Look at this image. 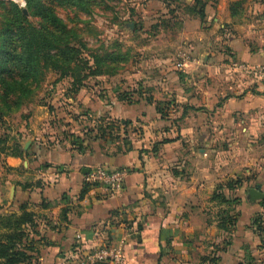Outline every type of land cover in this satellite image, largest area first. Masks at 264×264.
I'll use <instances>...</instances> for the list:
<instances>
[{"label": "crops", "instance_id": "0c3cea01", "mask_svg": "<svg viewBox=\"0 0 264 264\" xmlns=\"http://www.w3.org/2000/svg\"><path fill=\"white\" fill-rule=\"evenodd\" d=\"M253 4L252 20L227 4L203 5L204 19L189 8L183 26L196 33L183 39L194 42L195 58L185 56L183 76L147 74L149 98L109 102L101 88L89 96L85 86L66 105L88 114L62 137L45 132L42 106L19 120L22 156L0 163V214L23 205L35 213L31 264H82L86 253L122 242L125 264H264L256 223L264 228V198L249 197L257 187L264 195V85L234 68L264 66V0ZM226 26L232 32L220 31ZM159 94L167 109L182 111L175 121L157 112ZM101 167L128 172L123 192L85 183ZM220 186L227 203L213 200Z\"/></svg>", "mask_w": 264, "mask_h": 264}, {"label": "rangeland", "instance_id": "374dc122", "mask_svg": "<svg viewBox=\"0 0 264 264\" xmlns=\"http://www.w3.org/2000/svg\"><path fill=\"white\" fill-rule=\"evenodd\" d=\"M238 1L97 0L96 5L89 12L75 7L67 9L57 4L54 6L57 15L65 21L69 28L75 29L80 38L86 43L89 51L84 55V58L89 60L91 54L103 55L105 52H115L122 58L127 59L126 63H121V68L116 75L89 78L85 82L86 88H83L87 92V95L94 96L93 92L98 90L95 88L99 87L102 89L100 97H106V100L109 102H113L116 99L123 101L122 98H126L128 101L123 102L132 103L143 95L145 98L151 96L146 91L148 88L146 83L148 84L149 82L147 74L158 70H166L168 74L170 72L182 74L183 76L184 71L182 73L181 63L185 56L195 58V54L197 53L195 48L197 47L194 45V42L183 39L190 34L193 40L196 33L195 25L190 26V28H186L185 25L183 26V20L189 17V8L197 7V10H200L203 5L216 7L225 4L233 7L232 4ZM0 3L7 6L11 4L17 5L12 1L5 0H0ZM253 3L254 0H244V4L238 8L250 20L256 16L251 8L254 5ZM17 6L20 7L19 5ZM30 21L33 25L37 26L38 20L30 18ZM131 24L134 25L133 29L130 28ZM232 28L226 26L225 29H220V31L228 29V31L232 32ZM242 29L240 26V30ZM206 33L208 35L211 34L210 30ZM200 50V54L205 52V48ZM166 56L168 57V61L163 59ZM233 75H235L233 76L234 78H239L240 74L236 73ZM230 77L233 78L232 76ZM156 79L162 80L165 78L164 76H158ZM181 79L185 80V77ZM195 79L191 80L192 84L195 82ZM252 82L257 86L253 78ZM69 84V79L60 81L57 73L47 71L33 100L28 102L21 111L4 118V123L0 124V136L6 135L10 137L11 146L15 143L20 145L17 133L19 129H23L20 128V125H24V123L19 120H22L24 116L28 117L32 113L34 114L35 109L32 107L39 105L44 108V112L49 114L47 119L49 126L45 132L48 133L52 130L53 133L57 134V137H62L63 130H67L68 124L72 123L71 120L77 123L78 116L81 117L88 114L78 104H76L77 107L68 109L66 101L74 102L77 99L69 96ZM189 84L191 83L189 82ZM192 84L191 86H193ZM261 84L264 85L263 83ZM79 94H83V92ZM159 95L161 100L158 102L162 105L161 108L167 115H172L171 121H175L176 118H179L182 111L167 109L164 106L166 104V99L163 97L164 94ZM25 110L27 111L23 114ZM174 121L173 123H176ZM180 125L178 124V127ZM170 126H173V124H170ZM37 127L38 130L41 129L40 125H37ZM27 137L30 138V136ZM3 157L0 158V163ZM2 233L0 231V235Z\"/></svg>", "mask_w": 264, "mask_h": 264}, {"label": "trees", "instance_id": "16d2710c", "mask_svg": "<svg viewBox=\"0 0 264 264\" xmlns=\"http://www.w3.org/2000/svg\"><path fill=\"white\" fill-rule=\"evenodd\" d=\"M25 1L28 16L24 14V8L0 3L1 125L5 117L21 111L33 100L47 71L57 73L60 81L69 79V96L75 98L89 78L114 76L121 68V63L127 62L126 58L115 52L91 54L89 60L84 58L89 51L86 43L75 29L69 28L57 15L54 6L57 4L67 9L75 7L89 12L97 0ZM243 4L244 1L236 2L232 7L233 12L237 13ZM196 9L194 7V13ZM198 13L201 19L205 18L203 8ZM30 18L38 20L37 26L31 23ZM122 100L128 101L126 98ZM147 101L152 102L151 99ZM156 110L163 120L167 119L168 115L162 108L157 107ZM98 135L103 139L108 136L104 129H99ZM10 140L6 135L0 136V158L22 156L21 146L18 143L11 146ZM222 191V186L218 187L213 200L227 203ZM35 219L36 215L29 211L28 205H23L19 214H0V231L3 232L0 235V264L32 263L34 239L29 232L35 227ZM223 222L231 225L226 219ZM256 223L259 231L264 233L262 219L258 218Z\"/></svg>", "mask_w": 264, "mask_h": 264}, {"label": "built area", "instance_id": "2783aa9c", "mask_svg": "<svg viewBox=\"0 0 264 264\" xmlns=\"http://www.w3.org/2000/svg\"><path fill=\"white\" fill-rule=\"evenodd\" d=\"M5 1H12L19 5L20 8L26 7L25 0ZM234 68L240 73L253 76L256 80L264 84V66L235 64ZM128 175L126 170H109L102 167L95 168L86 176L85 183L100 186L111 194H120L125 188ZM126 260L125 243L122 242L118 246H106L86 253L82 264H125Z\"/></svg>", "mask_w": 264, "mask_h": 264}, {"label": "water", "instance_id": "95a60500", "mask_svg": "<svg viewBox=\"0 0 264 264\" xmlns=\"http://www.w3.org/2000/svg\"><path fill=\"white\" fill-rule=\"evenodd\" d=\"M24 14H25V15H28L27 10H24ZM130 28L133 29V28H134V25L131 24V25H130ZM249 197H250L253 201H256V200H259V199H263V198H264V195L261 194V192H260V188L257 187L256 189H252V190L249 191Z\"/></svg>", "mask_w": 264, "mask_h": 264}]
</instances>
